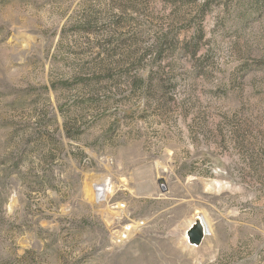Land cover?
Masks as SVG:
<instances>
[{"label":"rangeland","instance_id":"obj_1","mask_svg":"<svg viewBox=\"0 0 264 264\" xmlns=\"http://www.w3.org/2000/svg\"><path fill=\"white\" fill-rule=\"evenodd\" d=\"M0 264H264V0H0Z\"/></svg>","mask_w":264,"mask_h":264},{"label":"built area","instance_id":"obj_2","mask_svg":"<svg viewBox=\"0 0 264 264\" xmlns=\"http://www.w3.org/2000/svg\"><path fill=\"white\" fill-rule=\"evenodd\" d=\"M126 203L123 202L121 204V208H125ZM204 221V220H203ZM146 225L145 220L143 218H134L129 219L124 224L120 226L116 235L115 241L117 244H122L131 239V237L139 232ZM207 229V226H206Z\"/></svg>","mask_w":264,"mask_h":264},{"label":"water","instance_id":"obj_3","mask_svg":"<svg viewBox=\"0 0 264 264\" xmlns=\"http://www.w3.org/2000/svg\"><path fill=\"white\" fill-rule=\"evenodd\" d=\"M203 222V220H197V224L188 228L187 235L191 244L198 245L202 243L205 230L207 231L206 225H203Z\"/></svg>","mask_w":264,"mask_h":264},{"label":"bare ground","instance_id":"obj_4","mask_svg":"<svg viewBox=\"0 0 264 264\" xmlns=\"http://www.w3.org/2000/svg\"><path fill=\"white\" fill-rule=\"evenodd\" d=\"M113 184L111 182V180L109 178H107L106 180L103 181V183L100 184V187L98 188V194L100 195V197H102L103 199H106L108 197V195L110 193H112L113 191ZM197 220L200 221V219H195V221L190 225L191 226H194L195 224H197ZM203 225H204V222H203ZM207 227L209 228V226L207 225ZM205 230V229H204ZM210 231V228L208 229ZM187 234V232H186ZM208 235L207 231L205 230V236ZM205 236L203 237V240L205 238ZM187 238H188V241H189V237L187 235ZM203 242V241H202ZM190 243V242H189ZM191 244V243H190ZM193 245V244H191ZM193 246H197V245H193Z\"/></svg>","mask_w":264,"mask_h":264}]
</instances>
